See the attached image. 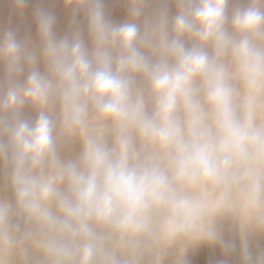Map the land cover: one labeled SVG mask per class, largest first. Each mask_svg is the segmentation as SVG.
I'll return each mask as SVG.
<instances>
[{"label": "clouds", "instance_id": "1", "mask_svg": "<svg viewBox=\"0 0 264 264\" xmlns=\"http://www.w3.org/2000/svg\"><path fill=\"white\" fill-rule=\"evenodd\" d=\"M14 2L22 10L27 0ZM174 2L171 23L161 6L142 29L150 0H127L120 24L104 0H65L85 11L91 51L78 28L57 39L42 8L39 58L13 30L0 35V160L15 197V211L0 199V246L10 255L31 248L45 264H141L150 251L164 264L174 247V264H187L190 245L235 250L216 224L227 215L239 225L242 264H264L249 248L250 234L264 233V0L230 16L229 0ZM29 104L34 122L21 117ZM57 105L64 133L81 143L75 160L58 156ZM14 214L31 226L21 237Z\"/></svg>", "mask_w": 264, "mask_h": 264}, {"label": "rangeland", "instance_id": "2", "mask_svg": "<svg viewBox=\"0 0 264 264\" xmlns=\"http://www.w3.org/2000/svg\"><path fill=\"white\" fill-rule=\"evenodd\" d=\"M247 3L248 0H229L227 8L229 16L231 15L235 7L246 6ZM161 6L167 7L169 22L171 23L172 17H174L177 12L174 0H167L166 3L165 0H150V3L145 8L144 16H142L138 21L142 29L145 17H153L155 11ZM41 8L55 16V24L53 31L57 39L63 38L65 35L70 36V34L78 28L81 32V36L85 46L88 48L89 51H91L93 43L88 33L85 11L83 9L77 10L74 8V6L66 5L65 0H27V3L25 4L22 10L16 7L14 0H0V35H2L6 30H13L17 35V39L26 42L31 50L37 52L39 58L41 42L38 35L35 13L37 9ZM104 8L107 18L113 24H120L129 19L127 0H104ZM183 39L185 41L186 46L188 47H191L192 44L195 43L194 40H191L187 37H184ZM207 50L211 54L212 49L210 46L207 47ZM223 62L226 64V66L230 63L227 57L223 58ZM36 67L42 73L46 72V67L42 60L38 62ZM29 70L30 69L25 66L24 72L17 77V80L22 83L26 79ZM6 82L7 77L5 68L3 63L0 62V85H6ZM233 82L236 84L237 87H239L238 82H236L235 80ZM136 86L138 88H143L145 90V95L147 96V84L143 78L137 77ZM150 107L151 105L149 104V109ZM29 111L31 112V114ZM51 114L53 115L54 119L57 120V127L54 131V135L56 137L58 136V150L60 149L59 145L61 144V141L63 139L68 140V136L64 133V130L60 125L58 105L54 108ZM37 115V110L30 104L25 105V107L21 110V117L30 120L31 122L35 121ZM90 118L92 119L93 124L97 123V121L95 120L94 113H90ZM260 118H264V104H262L261 107L258 109V119ZM137 147H140L139 143L137 144ZM80 151L81 146H78L70 150L61 152L60 154H58V156L62 161L75 160V158L77 159V157L79 156ZM0 165V170L2 171H0V199L7 200L9 203H11L13 205V210L15 211L14 191L11 187L9 180L11 167L10 165H6L2 160H0ZM17 216L18 217H16V214L13 215V223L17 222V224H19L20 226H28L23 217L19 215ZM216 224L218 229L221 231L224 239L235 244V250L232 251L230 254L226 255L219 244L190 245L187 248L188 250L185 252V258L188 259L186 260L187 264H190L191 261L196 258L202 260L200 261V264H242V259H238V256L241 254V252H238L240 251V244L237 243L238 241H240L237 235L238 223H236V220L233 217L226 215L218 217ZM252 234H250V236L252 235L251 237L249 236V248L250 252L253 255V259L255 260L257 257L264 255V233L253 232ZM253 237H255V239ZM250 239H252L254 242H250ZM257 242L259 243V245ZM167 251L168 253L164 259V264H170L174 255H176V249L174 247L168 249ZM196 254H199L200 256L198 255L197 257ZM254 254L256 255L254 256ZM6 260L7 259L2 260V258H0V263L15 264L13 261ZM141 262L153 264V254L149 251L145 252Z\"/></svg>", "mask_w": 264, "mask_h": 264}, {"label": "bare ground", "instance_id": "3", "mask_svg": "<svg viewBox=\"0 0 264 264\" xmlns=\"http://www.w3.org/2000/svg\"><path fill=\"white\" fill-rule=\"evenodd\" d=\"M244 4V3H243ZM34 49V48H33ZM37 49V48H36ZM30 112V111H29ZM29 114V113H28ZM30 114H31V112H30ZM29 114V115H30ZM34 116V115H33ZM29 119V118H28ZM30 121V120H29ZM59 135V134H58ZM57 138H58V136H57ZM60 142V141H59ZM58 142V143H59ZM78 146H81V143H80V141L78 140V139H75V140H71L69 137H68V140H62L61 141V144L59 145V147H60V149H58L57 150V152H58V154H60L61 152H64V151H66V150H70V149H72V148H74V147H78ZM57 147H58V145H57ZM76 150V149H75ZM146 151L148 150V149H145ZM72 154H73V151H72ZM78 158V157H77ZM76 159V158H75ZM1 166V165H0ZM4 168V167H3ZM1 171V170H0ZM2 172V171H1ZM1 179V178H0ZM5 179V178H4ZM2 181V180H1ZM16 217H18L17 215H16ZM22 217V216H21ZM15 218V217H14ZM19 220V219H18ZM21 220V219H20ZM14 221V220H13ZM17 221V220H16ZM24 223V222H23ZM236 223H238L237 221H236ZM14 224H17V222H15ZM20 226V225H19ZM30 225H28V226H20V231L17 233V235H18V237H21V236H23V234L26 232V231H28L29 229H30ZM252 234V233H251ZM237 235H238V238H239V240H240V237H239V225H238V229H237ZM253 235V234H252ZM251 235V236H252ZM250 236V237H251ZM254 236V235H253ZM236 238V237H235ZM254 239H255V237H253ZM237 239V238H236ZM251 241L250 242H254L252 239H250ZM264 240V239H263ZM236 242H237V240H236ZM256 242V241H255ZM259 242V241H258ZM257 242V243H258ZM237 243H239L240 244V241H238ZM260 243V242H259ZM259 243H258V245H259ZM238 245V244H237ZM205 247H206V245H205ZM188 249H186V251H187ZM199 250V249H198ZM150 252V251H149ZM238 252H240V251H238ZM150 253H152L153 254V264H155V262H154V253L153 252H150ZM257 254V253H256ZM256 254H254V256L256 255ZM197 255V257H198V255L199 254H196ZM241 255V254H240ZM240 255L238 256V259H240L241 257H240ZM151 256V255H150ZM175 256L176 255H174V257L172 258V261L170 262V264H174V262H175ZM192 256V255H191ZM200 256V255H199ZM259 256V255H258ZM188 257V256H187ZM210 257V256H209ZM257 257V256H256ZM0 258H2V260L3 259H7V260H9V261H13L15 264H45V262H44V259H43V257L41 256V254H39V253H37L34 249H31V248H29V252H28V254H27V256L25 257V258H21L19 255H10L4 248H3V246H0ZM205 258V257H204ZM217 258V257H216ZM202 259V258H201ZM6 260V261H7ZM185 260H188V259H186L185 258ZM5 261V260H4ZM200 261H202V260H200V259H198V258H196V259H194V260H192L191 261V263L190 264H200L201 262ZM142 263V262H141ZM1 264V263H0ZM142 264H148V263H146V262H143ZM228 264V263H227Z\"/></svg>", "mask_w": 264, "mask_h": 264}, {"label": "built area", "instance_id": "4", "mask_svg": "<svg viewBox=\"0 0 264 264\" xmlns=\"http://www.w3.org/2000/svg\"><path fill=\"white\" fill-rule=\"evenodd\" d=\"M150 110V109H149Z\"/></svg>", "mask_w": 264, "mask_h": 264}]
</instances>
